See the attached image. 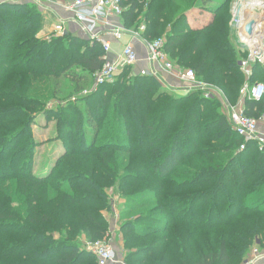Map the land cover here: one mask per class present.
I'll list each match as a JSON object with an SVG mask.
<instances>
[{"label": "trees", "instance_id": "1", "mask_svg": "<svg viewBox=\"0 0 264 264\" xmlns=\"http://www.w3.org/2000/svg\"><path fill=\"white\" fill-rule=\"evenodd\" d=\"M231 1L119 0L120 22L144 25L148 41L164 38L175 64L236 104L244 80L264 76V62L250 61L249 75L239 66L248 52ZM202 5L214 16L193 24L191 11ZM42 21L36 3L0 0V264H97L82 241L106 237L111 196L125 200V264H232L243 256L239 264L256 242L264 248V152L256 141L240 149L222 100L174 92L130 66L93 89L100 42L70 31L38 38ZM60 80L69 84L63 100L89 85L75 97L80 109L46 110ZM243 113L264 119V95L245 98ZM41 114L54 117L64 149L46 172L33 170ZM195 240L203 247L191 254Z\"/></svg>", "mask_w": 264, "mask_h": 264}, {"label": "built area", "instance_id": "2", "mask_svg": "<svg viewBox=\"0 0 264 264\" xmlns=\"http://www.w3.org/2000/svg\"><path fill=\"white\" fill-rule=\"evenodd\" d=\"M24 1H32L38 5L41 11L48 12L50 15L53 14L52 32L55 35L69 32L70 30L67 29L66 24L74 23L78 27L77 31L74 32L78 35L100 42L104 52V62L93 75V89L102 84L113 83L122 69L130 66L133 73L153 77L157 79L162 87L174 92L188 93L193 90H200L206 98L216 95L224 104L232 129L243 139L240 149L245 147V143L256 141L258 149L264 152V135L258 131V119L243 113V100L245 98L260 100L263 97V83H244L240 89L238 103L233 107L217 87L198 80L194 70L181 68L175 64L164 51V38L148 41L141 37L144 25L139 26L138 29L125 27L120 22L123 8L119 0ZM55 5L67 13L68 16L66 18L58 16L52 9ZM243 34H246L244 27ZM240 38L243 39L241 35ZM133 39L140 42L146 50L144 57L146 64L140 69L136 68L140 58L134 47ZM242 41L240 43L248 45L244 40ZM115 44H118V47H115ZM259 56L258 52L251 50L248 52L246 60L238 62L246 75L250 74L247 68L250 61L258 60L262 62L264 60ZM84 92L87 93L90 90H84ZM106 216L109 223L107 237L109 232L115 233L119 230V215L116 209L112 208L111 212L107 213ZM106 237L96 241H86L84 243L85 249L94 255L97 264H125L122 256L114 251ZM254 246L250 250L249 255L244 257L239 264H254L257 261L264 260V252L258 249V245Z\"/></svg>", "mask_w": 264, "mask_h": 264}, {"label": "rangeland", "instance_id": "3", "mask_svg": "<svg viewBox=\"0 0 264 264\" xmlns=\"http://www.w3.org/2000/svg\"><path fill=\"white\" fill-rule=\"evenodd\" d=\"M250 0H232L231 3L229 4V12L231 14V21L233 23L234 29L236 27V32L238 36L239 42H241L243 39L240 38V30H239V21L241 18V11H242V6L243 3H247ZM261 1L264 5V0H258ZM240 2V3H239ZM213 4V3H211ZM211 4H208L206 6H211ZM214 5V4H213ZM264 6L262 7H254L252 9L253 14H256L257 16L260 15L259 21L261 23L262 27V40H263V50H264ZM240 10V11H239ZM259 13V14H258ZM261 13V14H260ZM41 14L43 16V21H42V28L41 30L37 33L38 38L42 39H49L52 35H55L52 32V25L54 23V19L52 20L50 17V14L45 11H41ZM192 17H191V22L193 24H199L200 20L201 21H207L210 20L211 17H213V13L210 10H207L203 5L201 7L195 8L191 11ZM262 16V17H261ZM255 17V16H253ZM259 17V16H258ZM255 20V18H252ZM254 28V27H253ZM243 42V41H242ZM244 42H246L244 40ZM247 43V42H246ZM246 51L249 52L251 51V47L249 45H246ZM258 52L260 54V58L263 60L264 59V54H262L264 51ZM119 76V74H118ZM264 76L260 78L258 81L261 83H264ZM244 83H252L254 82L253 79L250 80H244ZM63 84H66L69 86V84L66 82V80H60L59 86H56V98L55 100H51L47 102L46 104V110H53L54 112L58 110V108L65 106L66 104L72 103L77 108L80 109V104H75V97L80 98V95H86L87 93L84 92V89L75 95L73 97L63 100L62 97L66 96L68 94V89L66 88L67 86H63ZM89 86V85H88ZM86 87L85 89L88 90L89 87ZM229 102V101H228ZM238 103V102H237ZM229 104L233 107H235L236 104ZM32 138L37 142L38 145H36L33 149V170L34 171H48L50 167L53 165V162L55 161L57 156H60V154L63 153L64 149L62 146V142L58 139H56V133H55V120L53 116H45L41 114L35 124L33 125L32 128ZM25 155L22 156L24 158ZM111 205L112 208H115L117 211L118 219H119V224L118 227H120V223L124 221L125 218L127 217H121V211L125 205V200L121 198L120 196H111ZM124 218V219H123ZM204 237V236H203ZM121 232L117 231L115 233H110L107 235L106 240L109 241L110 245L114 249L116 253H118L122 258L124 257L123 249H122V244H121ZM215 238V237H214ZM215 240V239H214ZM212 240V242H214ZM86 242V241H85ZM82 245H84V240L82 241ZM120 245V246H118ZM203 245L202 242H199L195 240L191 244V254L196 253L197 251H200L202 249ZM243 256L239 257L238 259L234 260L232 264H236Z\"/></svg>", "mask_w": 264, "mask_h": 264}, {"label": "bare ground", "instance_id": "4", "mask_svg": "<svg viewBox=\"0 0 264 264\" xmlns=\"http://www.w3.org/2000/svg\"><path fill=\"white\" fill-rule=\"evenodd\" d=\"M241 6H242V11H241V18L239 21L240 35L243 38V40H245L247 42V44L251 47L252 51L262 52V50H263L262 38L263 37H262V27H261V23L259 21L260 15H258L259 16L258 17L256 14H253L252 9L254 7H262L264 5L261 1L250 0L245 4L243 3V5H241ZM253 16H255V17H253ZM252 18H255V25L253 28V33L249 37L246 34H243V27H244L245 23L247 21L251 20ZM262 54H264V52Z\"/></svg>", "mask_w": 264, "mask_h": 264}, {"label": "crops", "instance_id": "5", "mask_svg": "<svg viewBox=\"0 0 264 264\" xmlns=\"http://www.w3.org/2000/svg\"><path fill=\"white\" fill-rule=\"evenodd\" d=\"M52 9L55 11V13L58 16H61L63 18H66L68 16L67 13H65L63 10L58 8V6H56V5L53 6ZM50 17L52 20L54 19L53 14H51ZM66 26H67V29L70 30V32L77 31V28H78L74 23H68V24H66ZM132 41L134 43V47H135L136 51L138 52V56L140 58V61H139L138 65L136 66V68L140 69V68L144 67V65L146 64V62L144 61V57L146 55V50H145L144 46L140 42H138L137 40L133 39ZM115 47H118V44H115ZM258 131L260 134L264 135V119L263 118L258 119ZM254 245H258V243L256 242ZM254 245L252 246V248L255 247ZM118 246H120V245H118ZM258 249L260 251L264 252V248L259 247ZM254 264H264V260L257 261Z\"/></svg>", "mask_w": 264, "mask_h": 264}, {"label": "water", "instance_id": "6", "mask_svg": "<svg viewBox=\"0 0 264 264\" xmlns=\"http://www.w3.org/2000/svg\"><path fill=\"white\" fill-rule=\"evenodd\" d=\"M255 25V20L251 19L247 21L244 25V32L250 37L253 33V27ZM241 47H246L245 43H240ZM264 62V60L262 61Z\"/></svg>", "mask_w": 264, "mask_h": 264}]
</instances>
